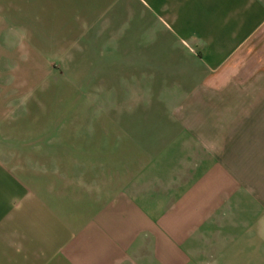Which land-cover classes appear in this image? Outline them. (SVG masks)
Wrapping results in <instances>:
<instances>
[{
	"label": "crops",
	"instance_id": "0c3cea01",
	"mask_svg": "<svg viewBox=\"0 0 264 264\" xmlns=\"http://www.w3.org/2000/svg\"><path fill=\"white\" fill-rule=\"evenodd\" d=\"M0 11L67 92L33 178L0 122V264H264V0Z\"/></svg>",
	"mask_w": 264,
	"mask_h": 264
},
{
	"label": "rangeland",
	"instance_id": "374dc122",
	"mask_svg": "<svg viewBox=\"0 0 264 264\" xmlns=\"http://www.w3.org/2000/svg\"><path fill=\"white\" fill-rule=\"evenodd\" d=\"M1 15L0 11V122L5 128L10 126L12 137L19 132L24 137L11 139L10 172L21 168L33 178L45 141L43 133L51 130L57 110L65 115L66 108L55 107L53 99H65L67 92L57 90V76L50 74V63L25 57L26 53L18 49L20 44L13 41L14 35H8L10 28L3 25Z\"/></svg>",
	"mask_w": 264,
	"mask_h": 264
}]
</instances>
